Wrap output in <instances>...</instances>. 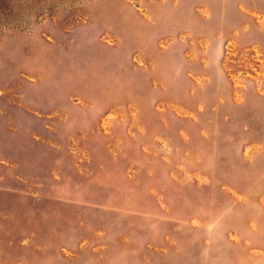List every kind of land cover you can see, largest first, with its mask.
Returning <instances> with one entry per match:
<instances>
[{"label":"rangeland","instance_id":"1","mask_svg":"<svg viewBox=\"0 0 264 264\" xmlns=\"http://www.w3.org/2000/svg\"><path fill=\"white\" fill-rule=\"evenodd\" d=\"M0 264H264V0H0Z\"/></svg>","mask_w":264,"mask_h":264}]
</instances>
